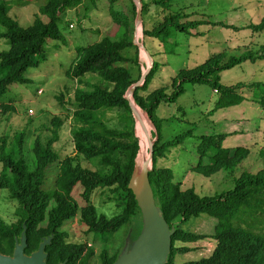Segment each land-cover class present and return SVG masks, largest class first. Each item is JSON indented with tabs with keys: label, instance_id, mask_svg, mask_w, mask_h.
Instances as JSON below:
<instances>
[{
	"label": "trees",
	"instance_id": "1",
	"mask_svg": "<svg viewBox=\"0 0 264 264\" xmlns=\"http://www.w3.org/2000/svg\"><path fill=\"white\" fill-rule=\"evenodd\" d=\"M23 1L26 4L33 0ZM119 1L108 0V3L111 18L124 30L122 38H103L87 47L78 48L77 56L66 72L68 79L79 84L88 75L99 79L91 90L77 89L74 94L72 138L75 156L60 160L53 150L63 125L60 118L54 119L52 138L47 144L38 140L35 142L33 168L23 158L18 142L10 148L7 140L2 139L0 190L8 191L10 198L17 203L18 217L10 225L0 221L2 256L12 257L19 242L23 241V255L30 257L41 249L44 264H89L95 255L94 250L86 243H70L65 226L78 215L88 236L92 235L94 239L112 237L140 212L130 188L140 142L135 135L134 117L126 96L141 79V73L136 78L132 74V66L139 69L138 56H127V52L136 47L131 39L129 21L124 13L116 9ZM126 1L131 4L134 17L136 6L131 0ZM140 1L145 12L148 5L144 0ZM173 1L153 0V5L168 14L158 26L143 30L144 37L159 40L165 46L169 44L173 32L192 36L203 26L239 30L222 22L212 23L208 18L192 19L190 15L174 13L171 11ZM84 2L45 0L33 23L22 27L9 16L10 4L0 0V40L8 46L7 50L0 52V101L14 85L30 83L25 75L29 69L37 68L46 60L45 47L49 41L65 44L59 24L67 11L79 8ZM40 16L46 17L47 23ZM247 29L254 33L264 32V19ZM258 60H264V54L248 51L230 58L223 53L217 54L200 66L178 71L169 86L142 95L148 91L158 70V64L154 62L144 85L133 94V101L146 113L155 129L156 140L151 149L153 167L148 174V183L154 204L169 234L170 249L164 264H264V169L256 174L244 172L234 178L232 190L219 195L200 196L193 188L182 190L181 183L175 181L173 170L159 167L158 161L173 149L184 146L188 140H196L194 157L197 162L191 165L190 172L205 178H211L220 171L233 174L237 166L249 157L250 150L246 147H226L229 134L195 137L194 128L164 141L163 123L168 120L156 117V111L162 104L177 102L185 93L186 85H205L219 93L211 116L217 110L240 106L246 98L237 94L234 88L222 85L219 74ZM254 87L258 92L255 93L256 103L264 109V84L258 83ZM0 108L3 113L13 111L12 106L1 105ZM109 112H118L120 127L108 125L106 115ZM260 155L264 157V150ZM78 160L92 164L94 169L83 167ZM57 162L54 189L47 191L44 189L47 171ZM98 190H108L113 196L121 197V212L111 218L99 214L92 204V196ZM77 198H80L82 205ZM202 215L216 222L214 233L209 237L215 243L211 255L177 263L178 255L195 252L191 245L208 236L177 227L175 222L185 224ZM99 258L101 264L117 262V256H111L107 251H103Z\"/></svg>",
	"mask_w": 264,
	"mask_h": 264
},
{
	"label": "rangeland",
	"instance_id": "2",
	"mask_svg": "<svg viewBox=\"0 0 264 264\" xmlns=\"http://www.w3.org/2000/svg\"><path fill=\"white\" fill-rule=\"evenodd\" d=\"M6 1L11 7L9 16L22 27H28L33 23L45 2V0H33L25 4L23 0ZM131 1L136 6L134 17L131 14V4L126 0L119 1L116 9L124 13L129 21L131 39L136 47L127 52L130 58L138 56L139 69L137 66H132V74L136 78L141 73L142 77L150 68L152 60L158 64V70L150 82L148 91L141 93L142 95L169 86L178 71L200 66L217 54L223 53L227 58L241 56L248 51L257 55L264 54V32L254 33L247 29L248 26L257 25L264 19V0H174L171 10L174 13L187 14L192 19L208 18L212 23L222 22L239 30L203 26L192 36L173 32L169 44L165 46L159 40L144 37L143 30H151L158 26L168 12L153 5V0H144L148 7L145 12L142 11L141 25H138L136 3L141 5L142 3L140 0ZM40 18L47 23L46 17L40 16ZM59 31L65 44L60 41H49L45 47L46 60L37 68L29 69L25 75L30 83L14 85L0 101V106L13 107V111L7 113H3L0 108V145L4 138L10 148L18 142L20 152L30 168L35 164L33 155L35 142L38 140L42 144H47L52 138V123L55 118H60L63 125L53 150L60 160L75 156L72 138L74 94L77 89L91 90L93 85L98 84L99 79L88 75L83 78V83L79 84L68 79L66 72L76 58L78 48L87 47L103 38L121 39L124 32L123 28L116 25L111 18L108 0H85L79 8L67 11L59 24ZM139 44L145 47L152 60L143 56ZM7 49L6 43L0 40V52ZM219 75L222 85L234 88L237 94L246 98V101L237 107L217 110L211 116L210 112L219 100V93L205 85H186L185 93L175 104H162L156 111L158 119L168 120L163 123L164 141L172 140L177 135L194 128L195 137L229 134L226 147L232 149L246 147L250 150L249 157L237 166L233 174L220 171L211 178L190 172L191 165L197 162L194 157L195 139L188 140L184 146L173 149L164 159L158 161L159 167L173 170L175 181L181 183L182 190L193 188L200 196H214L232 190L234 178L244 172L256 174L264 169V157L260 155L264 150V109L256 103L255 93L258 92L254 87L258 83L264 84V60L255 63L246 62ZM131 100L136 113L138 110L145 116L147 126L142 131L140 125L139 136L134 118V131L140 142L139 154L141 139H144L149 155L156 140L155 129L146 113L132 98ZM117 115L118 112L107 113V123L110 127H120ZM78 162L83 167L94 169V166L88 162L82 160ZM1 169L0 165V172ZM147 169L148 164L145 170ZM136 171L137 168L133 177L135 182L132 180L131 183L132 188L140 183L138 178L135 179ZM57 172L58 162L47 171L44 185L47 191L54 189ZM77 199L82 205L80 198ZM92 204L99 214L111 218L121 212L123 200L118 195L113 196L108 190H98L92 196ZM142 206L144 208V205ZM16 209L17 203L10 198L8 191L0 190V221L8 225L14 224L18 220ZM139 211L130 224L112 237L94 239L92 235L88 236L87 229L81 224L78 215L64 229L68 232L70 243H86L94 250L95 255L89 264H101L99 256L103 251H107L111 256H117L119 262L135 254L139 249L141 234L144 232L143 216L140 209ZM215 224L214 219L205 215L192 218L185 224L176 221L177 227L181 226L195 234L208 236L207 239L191 245L195 252L178 255L176 262L186 263L209 257L215 246V243L209 239L214 233ZM21 245L22 243L19 242V246ZM33 257L43 258V254L37 252Z\"/></svg>",
	"mask_w": 264,
	"mask_h": 264
},
{
	"label": "water",
	"instance_id": "3",
	"mask_svg": "<svg viewBox=\"0 0 264 264\" xmlns=\"http://www.w3.org/2000/svg\"><path fill=\"white\" fill-rule=\"evenodd\" d=\"M137 5V24L141 25V20H142V5L140 3H136ZM140 50L143 52V54L151 59V56L148 54V52L146 51L145 47L142 44L138 45ZM153 60L151 62V66L150 68H148L147 72L145 74L142 75L140 81L135 84L134 86H132L129 91L127 92V96L126 99L129 101L130 104V108L132 110L133 113V117L135 118L136 121V128L138 126L139 123V117L138 114L136 113V110L134 108V104L131 100V98L133 99V94L136 91L137 88H140L144 85L148 74L150 73L152 67H153ZM131 97V98H130ZM139 154V153H138ZM138 158V156H137ZM135 170L137 168V159L135 161ZM147 164H148V169L145 170L144 172V177L146 180V188L147 185L149 186L148 183V174L150 171H152V167H153V162H152V152L150 151V154L147 156ZM135 173V171H134ZM134 177V174H133ZM132 177V180H133ZM131 180V183H132ZM140 181V180H139ZM135 182V180H134ZM131 183H130V188L133 191V194L135 196V199L137 201L138 207L141 210L142 216H143V222H144V232L141 234V240L139 243V249L135 254L129 255L126 258H123L122 260H120L119 262H117L116 264H150L151 262L149 260H147V257L149 255L155 254L157 253V251L161 248V246L166 245V250L164 252V255L161 259V261L158 264H164L168 251L170 249V244H169V234L166 232V228L163 225L161 218H160V214L154 204V200L152 203L153 208L155 210L156 213V217H157V221L154 222L152 221V219L150 218L149 214L145 211V209L143 208L142 204H141V199L139 198L138 195V188L137 186L134 185V188L131 187ZM150 189V191H149ZM149 189L147 188V190L150 193V197L151 199H153V194L151 191V188L149 186ZM22 245L18 246L14 255L12 256V258H9L7 256H2L0 255V264H41V262L43 261L44 264V255L43 258L42 257H26L23 255L22 253V248H23V241H21ZM38 253L43 254L42 250L40 249L38 251Z\"/></svg>",
	"mask_w": 264,
	"mask_h": 264
},
{
	"label": "bare ground",
	"instance_id": "4",
	"mask_svg": "<svg viewBox=\"0 0 264 264\" xmlns=\"http://www.w3.org/2000/svg\"><path fill=\"white\" fill-rule=\"evenodd\" d=\"M142 54H143V52H142ZM143 56H145V55L143 54ZM137 114H138L140 123H138V126L136 129H137V132H139V136H140V125L142 128V131L147 126H146L145 116H143V114L138 110H137ZM141 141H142L141 142V152L137 158V171H136L135 179L138 178L140 180L139 181L140 183L137 185V188H138L139 198L141 199V203H142V205H144L145 211L149 214L152 221L156 222L157 221L156 213H155V210H154L153 205L151 203L150 193L146 188V180L144 177V172H145V169L147 167L146 159L148 156L147 143H146V140H144V139H141ZM148 189H149V187H148ZM165 250H166V245L161 246V248L157 251V253L149 255L147 257V260H149L151 262L150 264H158L161 261Z\"/></svg>",
	"mask_w": 264,
	"mask_h": 264
},
{
	"label": "built area",
	"instance_id": "5",
	"mask_svg": "<svg viewBox=\"0 0 264 264\" xmlns=\"http://www.w3.org/2000/svg\"><path fill=\"white\" fill-rule=\"evenodd\" d=\"M39 93L41 94V91Z\"/></svg>",
	"mask_w": 264,
	"mask_h": 264
},
{
	"label": "flooded vegetation",
	"instance_id": "6",
	"mask_svg": "<svg viewBox=\"0 0 264 264\" xmlns=\"http://www.w3.org/2000/svg\"><path fill=\"white\" fill-rule=\"evenodd\" d=\"M9 258H12V257H9Z\"/></svg>",
	"mask_w": 264,
	"mask_h": 264
}]
</instances>
